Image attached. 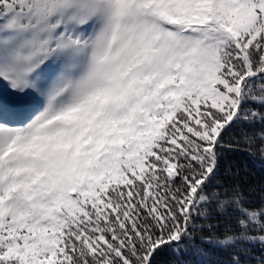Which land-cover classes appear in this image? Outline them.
Segmentation results:
<instances>
[{
  "label": "snow or ice",
  "instance_id": "snow-or-ice-1",
  "mask_svg": "<svg viewBox=\"0 0 264 264\" xmlns=\"http://www.w3.org/2000/svg\"><path fill=\"white\" fill-rule=\"evenodd\" d=\"M238 151L264 166V0H0V264H264Z\"/></svg>",
  "mask_w": 264,
  "mask_h": 264
},
{
  "label": "trees",
  "instance_id": "trees-1",
  "mask_svg": "<svg viewBox=\"0 0 264 264\" xmlns=\"http://www.w3.org/2000/svg\"><path fill=\"white\" fill-rule=\"evenodd\" d=\"M228 159L232 162L233 169L239 168L241 170V177L246 173L245 167L248 169L247 175L249 176V183L254 181H264V166H261L259 159H254L246 152H232L229 153ZM255 174L254 176L252 174ZM199 243V241H197ZM203 247L210 253L208 257L196 258L189 255H185L183 259H196L200 261V264H204V260H207L211 264H224L229 259V253L223 250L213 248L210 245H203ZM175 257L170 252L161 253L157 257L158 264H169Z\"/></svg>",
  "mask_w": 264,
  "mask_h": 264
}]
</instances>
